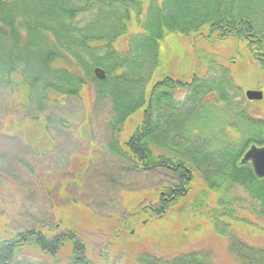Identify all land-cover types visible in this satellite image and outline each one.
Segmentation results:
<instances>
[{
    "label": "trees",
    "instance_id": "1",
    "mask_svg": "<svg viewBox=\"0 0 264 264\" xmlns=\"http://www.w3.org/2000/svg\"><path fill=\"white\" fill-rule=\"evenodd\" d=\"M170 33L243 40L264 80V0H0V90H20L39 115L93 82L97 101L110 105L105 149L130 165L125 171L160 170L172 179L158 202L145 207L149 213L163 216L190 192L197 173L218 195L206 215L228 236L230 253L239 264H264V246L231 233L246 202L237 187L264 217V178L241 162L251 146L264 145V116L250 110L230 68L214 58L190 80L164 75L147 91ZM123 37L126 48L119 50ZM139 110L141 122L121 143L123 125ZM56 118L45 119L49 124ZM66 242L72 252L65 264H93L75 231L48 235L33 226L0 242V264H36L30 250L46 259L37 264H59ZM137 261L218 264L203 249L165 256L145 252Z\"/></svg>",
    "mask_w": 264,
    "mask_h": 264
},
{
    "label": "rangeland",
    "instance_id": "2",
    "mask_svg": "<svg viewBox=\"0 0 264 264\" xmlns=\"http://www.w3.org/2000/svg\"><path fill=\"white\" fill-rule=\"evenodd\" d=\"M126 42L123 37L116 46L124 50ZM209 58L230 68L244 94L263 92L262 100H250V110L264 116L262 70L246 42L236 38L170 33L161 44L158 75L147 91L164 75L190 80L194 72L205 71ZM58 64L69 67L64 61ZM27 103L18 89L0 90V242L32 226L48 235L71 229L93 264H140L137 258L145 252L165 256L198 249L210 250L218 264H239L229 251L228 236L206 215L218 195L209 191L197 173L190 192L163 216L149 213L145 207L158 202L172 179L160 170L125 171L130 165L105 149L110 105L97 101L93 82L88 81L79 96L47 107L39 115ZM49 114L63 122L48 124ZM141 120L142 110L127 119L119 135L121 143ZM234 191L246 202L232 222L231 233L264 246V217L252 211L240 187ZM71 252L66 242L59 264L68 262ZM28 253L36 264L46 260L35 250Z\"/></svg>",
    "mask_w": 264,
    "mask_h": 264
},
{
    "label": "water",
    "instance_id": "3",
    "mask_svg": "<svg viewBox=\"0 0 264 264\" xmlns=\"http://www.w3.org/2000/svg\"><path fill=\"white\" fill-rule=\"evenodd\" d=\"M96 74L101 78L105 77L101 69L96 70ZM246 98L249 100H262L263 92L260 90H247ZM242 163H251L257 177L264 178V145L251 146L243 155Z\"/></svg>",
    "mask_w": 264,
    "mask_h": 264
}]
</instances>
